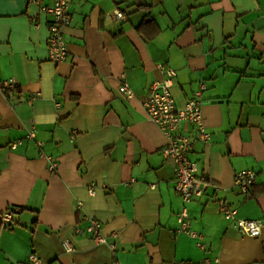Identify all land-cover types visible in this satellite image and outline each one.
<instances>
[{
  "label": "crops",
  "instance_id": "0c3cea01",
  "mask_svg": "<svg viewBox=\"0 0 264 264\" xmlns=\"http://www.w3.org/2000/svg\"><path fill=\"white\" fill-rule=\"evenodd\" d=\"M49 19L35 2L0 0V264H30L29 253L43 264H264V229L242 234L217 207L224 197L239 217L264 221V0H71L68 55L58 63L48 55ZM143 20L152 23L139 29ZM157 63L176 71L178 108L206 84L210 139L195 140L188 158L209 185L189 202L174 189L166 137L141 105L163 77ZM31 126L34 139L25 137ZM242 169L256 172L248 195L232 182ZM183 207L202 247L178 230ZM85 214L113 249L75 234Z\"/></svg>",
  "mask_w": 264,
  "mask_h": 264
},
{
  "label": "built area",
  "instance_id": "2783aa9c",
  "mask_svg": "<svg viewBox=\"0 0 264 264\" xmlns=\"http://www.w3.org/2000/svg\"><path fill=\"white\" fill-rule=\"evenodd\" d=\"M27 2H35L39 6L41 12L50 16L48 21V38L47 49L49 59L58 63L66 59L68 55L67 44L64 38V28L70 22V4L71 0H51L50 4L43 5L40 0H26ZM114 15L117 19H126L127 15L120 9L114 10ZM157 67L163 72L161 79H156L151 82L148 91L141 100V105L146 113V116L151 120L166 137V144L162 148L164 157H169L174 162V189L179 193L183 202H189L192 199L199 197L209 185V180L204 173H199L196 163L188 158L195 140H201L207 143L210 139V134L207 132L202 115L203 91L206 89L204 82L199 83V87L194 92L193 97L189 98L183 107L178 108L175 105L171 93V86L176 71L163 63H157ZM14 81L9 79L2 82L1 87L10 88ZM118 91L126 97L132 96V90L122 82ZM31 98L27 99L30 103ZM183 124L192 125L194 134L192 135L187 129L183 128ZM25 137L34 139L35 129L31 126ZM22 143V139H17L10 144L11 149L17 148ZM48 161V169L50 172H55L57 169V161L49 155L43 154ZM233 186L243 195H248L250 189L256 182V172L253 169H242L237 171L233 176ZM152 184L151 187H154ZM218 188V187H216ZM89 195L95 192L94 184L87 189ZM218 211L225 220L235 222L236 228L242 234L251 237H257L264 229V221L254 218H243L238 216L237 209L232 207L224 197L217 198ZM77 209H82V202L77 201ZM20 207L14 206L4 209L1 213V221L3 225H8L13 219V213L18 212ZM84 219L87 221L85 227H75L76 235H89L97 243H108L113 249L114 244L107 241L106 237L101 233V223L95 218L85 214ZM177 221L179 231L187 233L198 239V245L202 247L200 236L190 231L188 212L185 207L178 214ZM116 236L117 233H112ZM64 250L70 252L73 250V245L67 239L62 241ZM28 263L43 264L42 261L34 254L29 253ZM111 264H118L114 260ZM194 264V263H190Z\"/></svg>",
  "mask_w": 264,
  "mask_h": 264
},
{
  "label": "trees",
  "instance_id": "16d2710c",
  "mask_svg": "<svg viewBox=\"0 0 264 264\" xmlns=\"http://www.w3.org/2000/svg\"><path fill=\"white\" fill-rule=\"evenodd\" d=\"M146 23L148 24V23H152V20H147V21H142L139 25H138V28L140 29V28H142V26H144V25H146Z\"/></svg>",
  "mask_w": 264,
  "mask_h": 264
}]
</instances>
